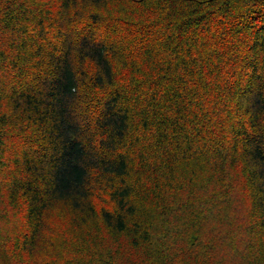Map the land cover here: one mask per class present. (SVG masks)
<instances>
[{"label":"trees","instance_id":"1","mask_svg":"<svg viewBox=\"0 0 264 264\" xmlns=\"http://www.w3.org/2000/svg\"><path fill=\"white\" fill-rule=\"evenodd\" d=\"M19 221L0 264H264V0H0Z\"/></svg>","mask_w":264,"mask_h":264},{"label":"rangeland","instance_id":"2","mask_svg":"<svg viewBox=\"0 0 264 264\" xmlns=\"http://www.w3.org/2000/svg\"><path fill=\"white\" fill-rule=\"evenodd\" d=\"M11 152H12L11 149L8 150L7 151V154H6V157H9V155H10ZM235 188H236L237 197H240V193H241V183L236 184L235 185ZM11 219L12 218H10V220ZM47 229L49 231H52L53 230V228H51V227H47ZM21 231H22V221H19L17 223L16 222L15 223L13 222V223H10L9 225H6L4 227H0V235L5 236L9 240H11L15 235H19V233H21Z\"/></svg>","mask_w":264,"mask_h":264}]
</instances>
